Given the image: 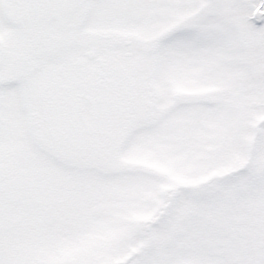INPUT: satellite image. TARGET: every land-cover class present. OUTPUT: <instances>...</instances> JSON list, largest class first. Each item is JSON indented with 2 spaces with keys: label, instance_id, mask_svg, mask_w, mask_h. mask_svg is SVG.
Returning a JSON list of instances; mask_svg holds the SVG:
<instances>
[{
  "label": "snow or ice",
  "instance_id": "1",
  "mask_svg": "<svg viewBox=\"0 0 264 264\" xmlns=\"http://www.w3.org/2000/svg\"><path fill=\"white\" fill-rule=\"evenodd\" d=\"M0 264H264V0H0Z\"/></svg>",
  "mask_w": 264,
  "mask_h": 264
}]
</instances>
